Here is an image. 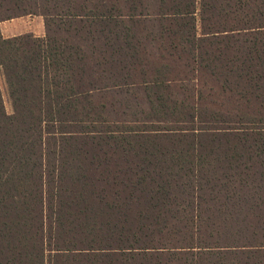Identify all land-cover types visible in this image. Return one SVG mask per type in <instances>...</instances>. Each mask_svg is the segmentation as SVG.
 Wrapping results in <instances>:
<instances>
[{"label": "trees", "instance_id": "obj_1", "mask_svg": "<svg viewBox=\"0 0 264 264\" xmlns=\"http://www.w3.org/2000/svg\"><path fill=\"white\" fill-rule=\"evenodd\" d=\"M24 16L0 264H264V214L222 213L264 204V0H0Z\"/></svg>", "mask_w": 264, "mask_h": 264}, {"label": "rangeland", "instance_id": "obj_2", "mask_svg": "<svg viewBox=\"0 0 264 264\" xmlns=\"http://www.w3.org/2000/svg\"><path fill=\"white\" fill-rule=\"evenodd\" d=\"M0 30L4 37L17 36L27 32L28 30H31L33 35H41L44 31V21L43 18L40 16H24L1 23ZM0 91L5 107V112L7 114H11L12 113L11 102L9 100L7 88L1 73H0ZM222 213L227 215H260V214H264V204L263 206L260 207V209L240 210L237 207V210H233V211L227 210ZM209 214L216 215L219 213L210 212Z\"/></svg>", "mask_w": 264, "mask_h": 264}, {"label": "crops", "instance_id": "obj_3", "mask_svg": "<svg viewBox=\"0 0 264 264\" xmlns=\"http://www.w3.org/2000/svg\"><path fill=\"white\" fill-rule=\"evenodd\" d=\"M32 30V29H31ZM31 30H28L27 32H25V33H32V31ZM2 33V32H1ZM25 33H22V34H25ZM44 33H45V31H43V33L41 34V35H35V36H39V37H41V36H43L44 35ZM21 35V34H20ZM18 36V35H17ZM9 37H14V36H9ZM6 38H8V37H6Z\"/></svg>", "mask_w": 264, "mask_h": 264}]
</instances>
